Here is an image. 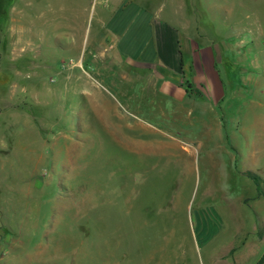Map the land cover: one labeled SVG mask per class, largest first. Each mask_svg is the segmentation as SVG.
Masks as SVG:
<instances>
[{"label":"rangeland","instance_id":"obj_1","mask_svg":"<svg viewBox=\"0 0 264 264\" xmlns=\"http://www.w3.org/2000/svg\"><path fill=\"white\" fill-rule=\"evenodd\" d=\"M97 2L0 0V264H211L264 237V0L184 1L260 62L220 128L116 104L128 69L74 42Z\"/></svg>","mask_w":264,"mask_h":264},{"label":"crops","instance_id":"obj_2","mask_svg":"<svg viewBox=\"0 0 264 264\" xmlns=\"http://www.w3.org/2000/svg\"><path fill=\"white\" fill-rule=\"evenodd\" d=\"M184 1L98 0L90 25L88 14L81 17L75 46L82 61L91 48L96 49L94 62L119 63L128 69L118 75L130 87L110 92L118 106L128 111H155L159 126H171L181 116L220 128L225 126L232 102L242 99L243 103L244 64L259 67L260 62L257 55L248 57L246 39L238 34L234 40L217 41L207 32H197L186 18L192 8ZM118 20L125 23L124 29ZM62 36L70 38L68 33ZM101 39L108 41L103 48L98 45ZM99 77V72L92 75ZM233 232L210 263L264 264V237L252 231L236 243Z\"/></svg>","mask_w":264,"mask_h":264},{"label":"trees","instance_id":"obj_3","mask_svg":"<svg viewBox=\"0 0 264 264\" xmlns=\"http://www.w3.org/2000/svg\"><path fill=\"white\" fill-rule=\"evenodd\" d=\"M255 184H256V190H257L258 194H261L264 196V189L260 188L259 183L256 179H255Z\"/></svg>","mask_w":264,"mask_h":264}]
</instances>
